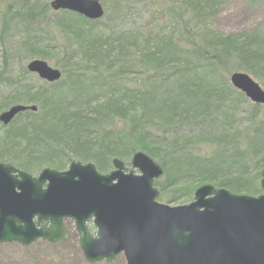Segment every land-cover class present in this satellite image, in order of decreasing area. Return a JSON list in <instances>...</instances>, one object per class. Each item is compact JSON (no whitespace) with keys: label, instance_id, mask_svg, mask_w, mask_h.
I'll list each match as a JSON object with an SVG mask.
<instances>
[{"label":"trees","instance_id":"trees-1","mask_svg":"<svg viewBox=\"0 0 264 264\" xmlns=\"http://www.w3.org/2000/svg\"><path fill=\"white\" fill-rule=\"evenodd\" d=\"M100 1L104 17L90 20L51 0H0V112L37 107L0 123V162L31 174L93 162L108 173L115 157L143 151L164 169L158 200L188 202L204 184L260 194L264 110L229 75L264 84V29H215L231 0ZM34 58L62 78L29 79Z\"/></svg>","mask_w":264,"mask_h":264},{"label":"water","instance_id":"water-1","mask_svg":"<svg viewBox=\"0 0 264 264\" xmlns=\"http://www.w3.org/2000/svg\"><path fill=\"white\" fill-rule=\"evenodd\" d=\"M51 6L92 20L105 13L99 0H52ZM27 69L48 82L62 76L42 59L30 61ZM230 81L264 104V90L247 73L234 72ZM27 110L37 107L15 104L0 113V122L8 125ZM113 165L102 174L93 162L73 161L67 170L46 168L35 178L0 163V244L59 242L68 236L64 221L72 219L90 263L112 262L123 253L127 264H264V193L234 194L205 184L192 202L172 206L157 201L155 181L164 170L150 155L135 153L131 170L119 158ZM90 220L96 237L89 235ZM43 223L49 225L40 227Z\"/></svg>","mask_w":264,"mask_h":264},{"label":"rangeland","instance_id":"rangeland-1","mask_svg":"<svg viewBox=\"0 0 264 264\" xmlns=\"http://www.w3.org/2000/svg\"><path fill=\"white\" fill-rule=\"evenodd\" d=\"M213 27L225 34L236 35H242L255 29H264V0L255 4H253L251 0H231L224 3L220 13L213 20ZM9 53L14 55L16 52L11 48L9 49ZM17 63L13 60L11 67L14 73H17L20 68V63L18 61ZM27 63L28 62H26V64ZM50 65L54 66L53 63ZM29 79L34 82L41 81L36 75ZM258 83L264 88L262 82L259 81ZM245 107L246 109L249 108L247 104H245ZM123 161L126 163L128 170H131V160ZM35 175H37V173ZM159 201L175 206L188 204L192 199L188 202L174 203H168L163 200ZM66 225L69 229L68 239L55 244L56 250L60 252V256L53 257L52 251H49L48 248L49 244L41 240L29 247H23L19 243H5L0 245V264H126L122 255L109 263L105 261L88 263L79 247L74 224L70 221H66ZM44 254L45 256H42Z\"/></svg>","mask_w":264,"mask_h":264},{"label":"flooded vegetation","instance_id":"flooded-vegetation-1","mask_svg":"<svg viewBox=\"0 0 264 264\" xmlns=\"http://www.w3.org/2000/svg\"><path fill=\"white\" fill-rule=\"evenodd\" d=\"M48 223H44L43 226H47ZM88 230H89V233L91 236L95 237L96 236V229L95 227L92 225L91 222L88 223ZM77 234V237H78V242L80 241V235L78 233ZM68 237H69V234H68Z\"/></svg>","mask_w":264,"mask_h":264}]
</instances>
